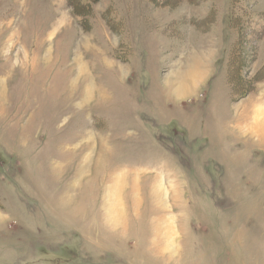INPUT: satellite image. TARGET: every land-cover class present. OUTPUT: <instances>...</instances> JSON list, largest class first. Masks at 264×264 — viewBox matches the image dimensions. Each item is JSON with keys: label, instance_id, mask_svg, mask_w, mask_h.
Masks as SVG:
<instances>
[{"label": "rangeland", "instance_id": "1", "mask_svg": "<svg viewBox=\"0 0 264 264\" xmlns=\"http://www.w3.org/2000/svg\"><path fill=\"white\" fill-rule=\"evenodd\" d=\"M263 17L0 0V264H264Z\"/></svg>", "mask_w": 264, "mask_h": 264}, {"label": "trees", "instance_id": "2", "mask_svg": "<svg viewBox=\"0 0 264 264\" xmlns=\"http://www.w3.org/2000/svg\"><path fill=\"white\" fill-rule=\"evenodd\" d=\"M68 1L72 5L76 13L87 15V13L91 12L92 6L96 4L97 2H99L100 0H68ZM261 19H262L261 26L264 28V17ZM229 66H230V69L227 72V80L229 83H231L232 87L234 88L233 92L235 94V97L238 99V98L245 96L244 94L248 92L249 87L246 88V90L240 91L239 90L240 87L238 85H234L233 83L234 82L239 83L238 80H240V82H242L243 84H246L247 86H249L250 83L243 81L242 75L240 74L238 75V73L235 72V69H233V66L231 64H229Z\"/></svg>", "mask_w": 264, "mask_h": 264}]
</instances>
